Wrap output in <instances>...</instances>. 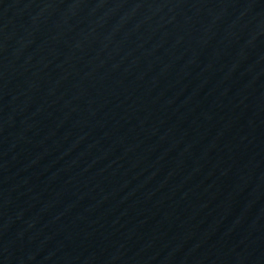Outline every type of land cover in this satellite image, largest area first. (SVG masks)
I'll list each match as a JSON object with an SVG mask.
<instances>
[{"label": "water", "instance_id": "1", "mask_svg": "<svg viewBox=\"0 0 264 264\" xmlns=\"http://www.w3.org/2000/svg\"><path fill=\"white\" fill-rule=\"evenodd\" d=\"M0 264H264V0H0Z\"/></svg>", "mask_w": 264, "mask_h": 264}]
</instances>
